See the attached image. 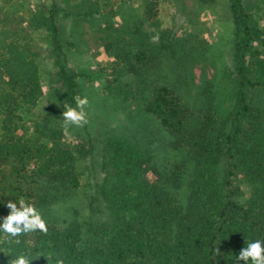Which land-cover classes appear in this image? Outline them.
I'll list each match as a JSON object with an SVG mask.
<instances>
[{
    "label": "trees",
    "instance_id": "trees-1",
    "mask_svg": "<svg viewBox=\"0 0 264 264\" xmlns=\"http://www.w3.org/2000/svg\"><path fill=\"white\" fill-rule=\"evenodd\" d=\"M165 1L39 3L2 23L0 202L32 198L47 221V234L23 238L33 264H232L245 240L264 239V0H223L232 39L220 79L210 45L161 28ZM182 1L170 3L184 12ZM60 13L88 22L118 64L113 106L68 127L83 132L78 155L62 140L64 105L81 95L63 45L89 50L78 28L64 39ZM80 197L84 215L68 206ZM6 255L0 247V264Z\"/></svg>",
    "mask_w": 264,
    "mask_h": 264
},
{
    "label": "rangeland",
    "instance_id": "rangeland-1",
    "mask_svg": "<svg viewBox=\"0 0 264 264\" xmlns=\"http://www.w3.org/2000/svg\"><path fill=\"white\" fill-rule=\"evenodd\" d=\"M54 1H58L60 4L65 3L59 6H66L67 8L72 6L79 0H12L10 1V3L9 0H0V27L3 23V25H6L9 28V11L16 13L17 11H21V9L23 8L24 10H22L24 14H27L30 13V10L36 8L37 5L39 6V3H44L46 5V8H50L52 2ZM120 1L121 0H108V2L110 3L108 4L109 6L112 5L115 7ZM124 1H130L132 5L137 9L140 8L143 4L142 0ZM170 1L171 0H166L159 6L157 20L160 22L161 28H169L171 27V23H174L175 27L173 29V32H178L180 36H183L188 32H192L197 36L200 42H206L208 45H210L211 48L209 52L211 54L213 62L212 66L215 70V73H217V75L219 74L220 79L222 71H225V67L230 65L229 49L230 40L232 39V26L228 14L225 10V3L223 2V0H216V3L211 4L210 9L208 10L207 8H199L193 0H183L182 5L185 6V10L183 12L182 10H180L181 7L177 8L176 3L174 2V4H171ZM106 10L107 8H105L104 11ZM188 16L189 19H192L193 22H188ZM57 17L63 19L60 22L62 25H64V27L62 28V35L64 36V39H66L67 41H74L75 39L73 40L71 27L74 28V30L78 28V32L82 34L81 42L87 49V51L89 50L86 53L88 56L83 57L77 51L76 47L73 46L72 42H70L72 43L70 45H63L65 51L68 52L70 56V68L75 70L80 75L78 83L81 95H87L89 98L90 106L87 108V110H91V114L93 112L99 113V110L96 106L97 104L101 105L103 103L107 107L113 106L112 101L114 100L107 95L108 91H106V87L109 83H112L110 80V72L112 71V68L118 67V64L105 55V50L107 49V47L103 46L102 43L97 41V33H95L92 27H90V24L88 22L77 23L74 22L73 18H61L62 13L58 14ZM173 18L174 20L172 21ZM40 37L39 35L37 36V38L40 39L42 49H44L45 51L46 49H48L45 35ZM97 82H99V86H96ZM57 94L60 95L59 93ZM116 109L117 108H114L113 110ZM43 111L44 114H46V106L43 107ZM121 111L122 113L120 112V115L122 117L125 114L129 115V112L127 110L124 109ZM49 126L52 127L53 125ZM63 132L65 134L64 130ZM80 132V129L78 130L76 128H68L67 135H64L62 139L69 144L75 155H78V149L81 146H85L81 137L83 132ZM157 163L160 166L166 164L165 162L160 161H157ZM88 181H90L89 174L87 171H84L81 180L82 188L80 189V193L83 196L84 191L87 192L88 190ZM78 205L82 206V208H80L81 214L84 215L85 210L83 207V197H80V199L78 201H75L74 203L68 204L69 207L75 208L78 207Z\"/></svg>",
    "mask_w": 264,
    "mask_h": 264
},
{
    "label": "clouds",
    "instance_id": "clouds-1",
    "mask_svg": "<svg viewBox=\"0 0 264 264\" xmlns=\"http://www.w3.org/2000/svg\"><path fill=\"white\" fill-rule=\"evenodd\" d=\"M158 38V36L153 37V40ZM96 86H99V82ZM73 104L74 106L64 105L66 110L62 113L60 122L65 135L70 125L83 127L89 123L86 111L90 106L88 96L75 95ZM0 207L8 210L7 215L0 216V247H3L5 252L11 253V255H6L10 258L8 264H33L35 260L26 250L27 241L23 238L36 233L47 234V221L32 198L18 196L0 202ZM213 252L218 255L219 247L213 249ZM241 262L243 264H264V239L245 240V246L240 249L238 255H234L232 264H241ZM57 264H64V261L60 259Z\"/></svg>",
    "mask_w": 264,
    "mask_h": 264
}]
</instances>
